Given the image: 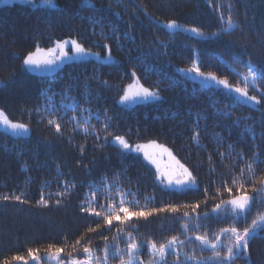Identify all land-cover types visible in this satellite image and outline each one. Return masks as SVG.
<instances>
[{
  "label": "trees",
  "instance_id": "trees-1",
  "mask_svg": "<svg viewBox=\"0 0 264 264\" xmlns=\"http://www.w3.org/2000/svg\"><path fill=\"white\" fill-rule=\"evenodd\" d=\"M18 2V7L0 6V81H4L0 84V110L14 122L26 123L30 130L16 135L0 129V194L24 192L29 202H0V260L12 255L26 256L29 247L41 248V256H44L43 249L48 244L62 246L65 240L74 242L89 225L95 227L100 218L82 213L80 204L91 191L90 184L101 188L97 201L106 202L107 194L100 183L103 176L113 184L115 200L118 195L114 179L118 176V186L137 193L136 199L141 204L145 197H152V207L198 201L201 202L199 212L211 213L219 201L212 199L205 205L204 189L213 193L217 184L222 180L230 181L233 172L245 167L237 153L251 158L257 152L264 160V99L254 88L250 86L249 93L256 94L261 105L249 103L214 82H203L194 74L178 71L189 67V62L198 56L201 70L213 71L236 84L239 78L233 69L246 71L249 62L255 68L264 67V0H232L234 16L240 20L244 32L231 30L220 35L214 34L223 27L219 12L227 14L230 0H57L59 10L47 11L24 0ZM34 2L38 4L39 0ZM141 4L147 6V13ZM173 19L185 29L198 27L205 35L198 36L183 29L174 30L173 34V30L157 23V20ZM113 28L117 29L119 39L112 38ZM65 39H76L102 57L106 50L94 45L108 44L114 59L112 63H104L103 59L89 56L44 73L26 70L22 59L18 58L34 51L37 45L47 49ZM158 40H163L167 48L161 47ZM133 70L141 84L150 90H159L161 99L119 103L122 90L134 81ZM66 88L69 89L66 95L75 98L81 109L88 107L94 114L99 112L101 120L107 108L112 117L109 131L113 135L125 136L133 146L154 140L168 147L197 177L199 188L181 191L164 187L156 177L155 166L146 161L142 153L122 155L119 145L112 142V136L107 142L101 141L102 149L94 147L93 137L86 139L82 132L70 131L72 125L67 123V118L73 114L82 118L80 111L73 113L69 109L67 116L61 119L63 135L56 133L47 119L41 121L34 109L45 105L42 95L45 92L56 93L53 97L56 105L71 103L61 95ZM89 90L91 95L85 103ZM198 114L201 118L197 127L194 121ZM237 117L240 118L238 123ZM91 123L96 124L97 129L101 127L94 116ZM246 128H251L252 132ZM194 130L200 132V147L192 141ZM229 144L233 147L229 148ZM81 145L85 148L83 155L78 150ZM219 153L225 154L223 160ZM209 155L216 168L214 173L210 172ZM256 171L264 172V163L259 164ZM65 181L76 187L70 196L57 197V192L64 191ZM42 193L49 200L47 208L37 204ZM249 194L256 195L250 187ZM224 196L227 197V193ZM58 198L61 199L59 206L55 204ZM258 210L264 211V208L253 207L249 223ZM165 216L169 217L168 221ZM117 223L114 221L112 228ZM132 223H137L135 218ZM228 223L226 218L210 216L206 229L201 231L207 230L211 237ZM138 224L141 233L156 240L181 232L180 223L173 222L170 214L165 213ZM237 226L242 227L243 221ZM100 232L107 234L111 241L113 233L108 231L107 225L101 224L98 232L87 235L96 237ZM221 239L223 242L224 238ZM103 243L102 239H96L92 247L98 248ZM120 246L124 247L123 241ZM193 247L199 253L198 241H193L183 251L191 252ZM249 254L250 264H264V232L250 242ZM73 255L82 259L85 254L74 252ZM210 255L207 249L202 253L203 257ZM141 258L147 261L146 249ZM62 259L67 264L64 254ZM29 264L33 262L29 260ZM237 264L244 262L238 260Z\"/></svg>",
  "mask_w": 264,
  "mask_h": 264
},
{
  "label": "snow or ice",
  "instance_id": "snow-or-ice-1",
  "mask_svg": "<svg viewBox=\"0 0 264 264\" xmlns=\"http://www.w3.org/2000/svg\"><path fill=\"white\" fill-rule=\"evenodd\" d=\"M24 2L42 11L59 10L57 0H39L38 4L34 0H24ZM0 3L8 4L11 3V0H0ZM140 7L147 13L146 5L141 4ZM234 7V3L230 0L227 14L222 11L219 12V19L223 22V27L220 32L214 33L215 35H220L221 32L230 33L231 30L244 32L240 20L234 16ZM116 15H119V13H116ZM157 23H160L164 29L173 30V34L174 30L183 29L191 31L198 36L205 35L202 29L198 27L185 29L184 25L174 19L166 22L157 20ZM116 32L117 29L113 28L112 38L119 39L120 37H116ZM101 35L103 37L104 34L101 33ZM158 44L165 49L167 48V44L163 40H158ZM94 47L104 48L107 54L102 57L99 52L91 51L90 48H86L76 39H65L56 41L54 47L47 49L37 45L34 51H30L25 56L18 58L22 59L23 66L29 71L48 69L69 60L74 62L76 60L82 61L89 56H94L97 60L103 59L105 63L113 61L112 50L108 44H95ZM178 71L186 75L194 74L195 77L200 78L203 82H214L217 86H222L224 90L238 94L249 103L261 105V99H264V91H261V89H264V67L255 68L250 62L246 71L233 69L239 78L236 84H231L227 77H219L213 71L201 70L198 56L189 62V67L178 69ZM131 75L134 81L129 83L126 89L122 90L123 94L119 98L120 104L134 103L138 99H161L158 89L150 90L141 84L134 70ZM3 83L4 81H0V84ZM102 83L108 84L107 81H102ZM250 86L254 88L261 99H258L256 94L249 93ZM68 91L69 89L66 88L61 95L64 96V99L71 100V103L62 102L60 105H56L53 102V97L56 93H51L50 95L45 92L42 94L45 97V105L34 109L40 116L41 121L47 119V124L54 128L56 133L63 135L61 119L67 116L69 109L73 113L80 111L82 118L76 114L67 118V123L72 125L70 131H80L86 139L90 136L93 137L96 141L94 147L102 149L104 143H101V141L107 142L108 137L112 136V142L119 145L122 155L129 152L142 153L143 158L155 166L156 177L164 187L180 189L181 191L199 188L197 177L193 175V172L184 163L177 159L168 147L154 140L133 146L125 136L113 135L109 131L112 117L108 115L107 108L104 109L103 120H101L99 112L94 114L88 107L81 109L75 98L66 95ZM90 95L91 92L89 90L87 96L84 97L85 103L88 102V96ZM58 113L63 115H57ZM29 114H31V110ZM93 116L97 123L101 125L99 129H97L96 124L91 123ZM200 118L198 114L194 121L197 127ZM239 119L237 117V123ZM0 126L9 129L16 135L28 133L30 130L26 123L11 120L4 110H0ZM246 131L252 132V129L246 128ZM192 141L196 147L201 146L199 131L194 130ZM69 142H71V137H69ZM232 147L229 144V148ZM78 150L83 155L85 151L84 145H81ZM219 155L222 160L225 158L224 153H219ZM237 157L244 160L245 167L240 168L238 172H233L230 181L222 180L217 184L213 193L209 194L208 189H204L205 198L203 203L205 205L212 199L219 201L212 207L211 213L207 210L199 212L201 202L198 201L152 207L150 206L152 197H145L144 203L141 204L136 199L137 193L130 190L125 191L118 186V176L114 179V183H116L115 191L118 195V200H115L112 198L113 184L108 183V177L103 176L100 183L103 191L107 194L104 197L106 202L97 201L96 197L101 188L96 187L95 184H90L89 188L91 191L85 195L80 204L82 213L100 218V222L95 227L89 225L86 232L74 242L70 243L65 240L62 246L48 244L43 249L44 256H41V248L29 247L26 256L12 255L0 260V264H20V262L29 264V260L33 264H42V262L43 264H49V262L65 264L62 254L68 258L67 264H112L116 260H118L119 264H169V257H172V264H237L238 260L243 261L244 264H250V242L260 237L261 233L264 232V211L258 210L251 222H248V216L253 207L264 208V172L258 174L256 171L259 164L264 163V160L260 158L257 152H254L251 158H245L242 152L237 153ZM208 162L210 172L214 173L216 168L211 155L208 156ZM75 187L74 183L65 181L64 191H59L55 195L57 197H68L72 194V189ZM249 187L256 194L255 196L249 194ZM224 193H227V197L224 196ZM25 196L26 193L24 192L20 194L13 193L12 195L0 194V202L12 200L25 204L29 202ZM37 204L47 208L49 207V200L45 199L42 193ZM55 204L59 206L61 199H56ZM181 209H184V211H181ZM161 213L170 214L173 222L180 223L181 232L179 234L156 240L151 235L139 231V221L148 222L150 217L159 216ZM210 216H215L218 219L223 217L229 221L227 227L213 232L211 237L207 230L201 231L206 229ZM133 218H135L137 223H132ZM164 219L168 221L169 217L165 216ZM114 221L118 223L115 228H112ZM240 221H243L242 227L237 226ZM101 224L107 225L108 231L113 233L111 241L104 232H100L96 237L87 235L88 233L98 232ZM222 237L224 238L223 242ZM96 239H102L104 241L103 245L98 248L92 247ZM121 241H123L124 247L120 246ZM193 241L199 242V253L195 247L192 248L191 252L183 251L186 247L192 245ZM145 249L148 256L146 262L141 258ZM205 249L210 250V256H202ZM74 252H82L85 255L82 259H78L73 255ZM181 252H183L182 257ZM98 253H102V255Z\"/></svg>",
  "mask_w": 264,
  "mask_h": 264
},
{
  "label": "rangeland",
  "instance_id": "rangeland-1",
  "mask_svg": "<svg viewBox=\"0 0 264 264\" xmlns=\"http://www.w3.org/2000/svg\"><path fill=\"white\" fill-rule=\"evenodd\" d=\"M70 54H71V53H70ZM86 58H87V57H86ZM69 61H70V60H69ZM67 62H68V61H66V62H64V63H62V64H59V65H57V66H53V67L48 68V69H43V70L37 69L36 71H38V72H44V73H50V72L54 71L55 69L59 68L60 66L64 65V64L67 63ZM33 71H35V70H33ZM149 100H152V99H149ZM149 100L138 99L136 102H146V101H149ZM130 103H131V102H130ZM0 129H5V130L10 131L9 129H6V128L2 127V126H0ZM10 132H11V131H10ZM22 134H27V133H22Z\"/></svg>",
  "mask_w": 264,
  "mask_h": 264
},
{
  "label": "bare ground",
  "instance_id": "bare-ground-1",
  "mask_svg": "<svg viewBox=\"0 0 264 264\" xmlns=\"http://www.w3.org/2000/svg\"><path fill=\"white\" fill-rule=\"evenodd\" d=\"M18 1H20V0H11V3H8L7 5H15L16 7H18V5H19V3L20 2H18ZM15 2V3H14ZM2 5H5V4H3V3H0V6H2ZM107 54V53H106ZM105 54V55H106ZM72 60H70V61H68V62H71ZM103 61V60H102ZM104 62V61H103ZM105 63V62H104ZM112 63V62H111ZM61 67V66H60ZM59 67V68H60ZM36 71V70H35ZM20 264H22V262H20Z\"/></svg>",
  "mask_w": 264,
  "mask_h": 264
}]
</instances>
